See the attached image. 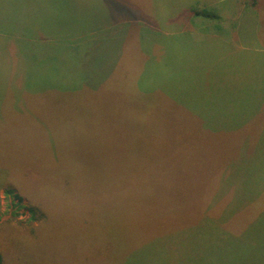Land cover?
I'll return each mask as SVG.
<instances>
[{
    "label": "rangeland",
    "instance_id": "rangeland-1",
    "mask_svg": "<svg viewBox=\"0 0 264 264\" xmlns=\"http://www.w3.org/2000/svg\"><path fill=\"white\" fill-rule=\"evenodd\" d=\"M244 63L264 0H0L2 264H264V107L225 133L199 101Z\"/></svg>",
    "mask_w": 264,
    "mask_h": 264
},
{
    "label": "crops",
    "instance_id": "crops-1",
    "mask_svg": "<svg viewBox=\"0 0 264 264\" xmlns=\"http://www.w3.org/2000/svg\"><path fill=\"white\" fill-rule=\"evenodd\" d=\"M218 22H221V21H218ZM195 23L197 24L198 28L202 29V31H200L201 32L200 40L197 41L198 43L203 42V40L205 38L223 37V36H220L219 34H216L215 32H213L212 26H211V24H209V22L196 21ZM210 23H213V22H210ZM258 23H259V21L253 22V25L255 27H258ZM228 24L230 26V22ZM203 32H208V34H204ZM164 33H166L167 35L168 34L169 35H178L177 32H172V33L164 32ZM213 33L216 36H214ZM179 37H181V36H179ZM179 37H176L174 39H177ZM222 39H224V38H222ZM180 42H182L181 39H179L177 41L178 46L176 48V54L178 55V58H176L173 61V63H177V65L174 67H171V69H174L176 67L180 68V67H183V65H184V68L186 69V64L182 63V49L180 46ZM241 42H245V41L241 40ZM223 43L228 44L229 41L225 40V42H223ZM239 46L242 49L247 48L244 44H240ZM104 47H105V44H103V47H101V48H104ZM225 49L227 50V48H225ZM122 59H123V55L120 59V62H118V64H116V65L122 66ZM257 64L259 65V63H257ZM222 66L224 67V70H225L224 72L226 74H228V79L235 80V79H237V77H238L237 75H239V74H242L243 79L239 80L238 82H217V83H214L211 86V88L209 89L210 92L212 93V96L210 97L211 100L210 99L209 100L200 99L199 101L203 102L204 107L207 105H211L214 107V109H217V110L220 108L227 109L229 111V113H225V114L219 115L217 117V119L220 120L219 126H217V127L209 126V127L211 129L217 131V132L234 133V132H238L239 130H231L232 128H238L239 126H241V125L243 126L246 122H248L247 118H245L242 114V111L244 110V108L251 106L253 103L256 105V108H259L260 106L264 107V99H262L260 97L259 101L256 100L254 102L252 100H248L249 105L241 106L242 102L244 101V97H241L240 94H238L236 91H233L232 89L237 87L238 90H242L244 87L249 86L251 88L249 93L257 92L256 90L253 89V87H254V88H257L258 90H263V95H264V82H262V80H261V82H257L254 84V86H252L251 78L249 76H247V73L249 71V67H248L247 63H244L243 65L222 64ZM167 68L165 69V71L168 70ZM162 72H163V70H162ZM185 90L191 91L190 88H186ZM162 91L165 93L164 90H162ZM187 97H188V95L183 96V98H187ZM236 109H238V111ZM257 120L258 119H255L254 122ZM209 123L211 125L214 124L213 121H209ZM202 124H203V122H202ZM227 124H229V126ZM205 129L208 130V126L205 127ZM236 162L240 165H244L246 163V160L242 158V159L236 160ZM238 169H241L243 171L248 170L246 167L238 168ZM259 178H260V175H259ZM233 179H234V177H233ZM252 179H255V178H243L244 181H250ZM261 179H263V178H261Z\"/></svg>",
    "mask_w": 264,
    "mask_h": 264
},
{
    "label": "trees",
    "instance_id": "trees-1",
    "mask_svg": "<svg viewBox=\"0 0 264 264\" xmlns=\"http://www.w3.org/2000/svg\"><path fill=\"white\" fill-rule=\"evenodd\" d=\"M192 15H194L195 17L198 16V17H203V18L212 19V20L220 19V16L218 13H216L214 10L210 11L208 8L200 9V7H197L192 12ZM2 262H3V258L0 253V264H2Z\"/></svg>",
    "mask_w": 264,
    "mask_h": 264
}]
</instances>
